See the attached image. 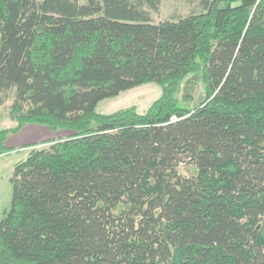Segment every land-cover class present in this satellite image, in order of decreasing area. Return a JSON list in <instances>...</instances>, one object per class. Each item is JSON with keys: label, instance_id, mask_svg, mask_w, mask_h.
I'll return each instance as SVG.
<instances>
[{"label": "trees", "instance_id": "trees-1", "mask_svg": "<svg viewBox=\"0 0 264 264\" xmlns=\"http://www.w3.org/2000/svg\"><path fill=\"white\" fill-rule=\"evenodd\" d=\"M160 2L0 0V155L67 131L13 164L0 264H264V0ZM147 82L144 112L95 110Z\"/></svg>", "mask_w": 264, "mask_h": 264}, {"label": "rangeland", "instance_id": "rangeland-1", "mask_svg": "<svg viewBox=\"0 0 264 264\" xmlns=\"http://www.w3.org/2000/svg\"><path fill=\"white\" fill-rule=\"evenodd\" d=\"M200 0H161L158 10H151L154 21L166 18H173L178 15H186L199 10ZM181 88V87H180ZM201 89V86H200ZM161 92V87L155 82H147L133 88L123 90L118 95L100 100L95 110L102 113H110L122 108L133 106L138 112H144L148 106L155 100ZM181 89L177 92L180 96ZM10 95V94H9ZM11 98L0 106V129L12 127L16 123L11 120L8 111L11 104ZM36 125V126H35ZM67 134V131L58 129L52 131L46 125L28 123L18 132H10L5 140V144L13 146V150L0 155V213L8 208L11 199V182L9 180L13 164L23 158L31 147H20L28 142L41 141L44 138H58ZM19 148H18V147ZM49 143L39 144L37 147H48ZM192 166L180 164L178 170L183 175H189L192 172Z\"/></svg>", "mask_w": 264, "mask_h": 264}, {"label": "crops", "instance_id": "crops-1", "mask_svg": "<svg viewBox=\"0 0 264 264\" xmlns=\"http://www.w3.org/2000/svg\"><path fill=\"white\" fill-rule=\"evenodd\" d=\"M32 124H33V123H32ZM24 126H25V125H24ZM24 126H23V127H24ZM35 126H36V125H35ZM23 127H22V128H23ZM22 128H21V129H22ZM44 139H45V138H44ZM44 139H43V140H44ZM46 139H47V138H46ZM34 142H35V141H34ZM37 142H39V141H37ZM29 143H32V142H28V143H26V144H24V145H27V144H29ZM24 145H22V146H20V147H23ZM7 146H9V145H7ZM12 147H13V146H12ZM17 147H18V146H17ZM18 148H19V147H18Z\"/></svg>", "mask_w": 264, "mask_h": 264}]
</instances>
